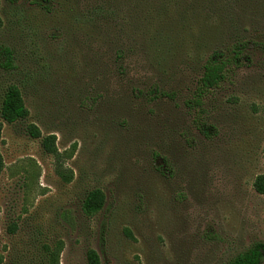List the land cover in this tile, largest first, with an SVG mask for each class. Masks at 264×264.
<instances>
[{
	"label": "rangeland",
	"instance_id": "374dc122",
	"mask_svg": "<svg viewBox=\"0 0 264 264\" xmlns=\"http://www.w3.org/2000/svg\"><path fill=\"white\" fill-rule=\"evenodd\" d=\"M0 1L18 66L0 70V98L17 84L29 110L1 132L0 264H49L59 242L57 264L89 248L102 264H226L264 242V57L205 100L214 137L184 104L215 47L264 36V0ZM153 84L173 98L148 100ZM26 123L55 135L58 160ZM94 188L105 205L87 217Z\"/></svg>",
	"mask_w": 264,
	"mask_h": 264
},
{
	"label": "trees",
	"instance_id": "16d2710c",
	"mask_svg": "<svg viewBox=\"0 0 264 264\" xmlns=\"http://www.w3.org/2000/svg\"><path fill=\"white\" fill-rule=\"evenodd\" d=\"M11 5L20 0H5ZM28 4L38 6L46 12H51L53 0H27ZM1 9V1H0ZM230 16V15H229ZM2 19L0 16V26ZM264 57V36L255 31L246 35H236L226 46L215 47L205 58L201 65V72L194 80V87L188 99L184 101L185 106L193 112V124L195 128L205 137L212 138L217 134L215 126L208 124L203 118L205 100L219 89L224 83L232 82L234 73L240 68L249 67L254 64L255 56ZM14 51L6 44L0 43V70L9 72L17 69ZM139 91V90H138ZM140 92V91H139ZM141 93V92H140ZM150 101L160 97L172 99L174 94L159 89L153 84L146 93ZM29 117V110L25 104L23 93L17 84H9L5 87L0 98V143L3 122H24ZM26 133L34 139H40L44 152L53 155L58 160L60 153L55 145L54 134L43 136L40 129L33 123H26ZM264 155V145L262 147ZM155 157H158L156 154ZM162 169L168 171L167 159L161 157ZM4 169V160L0 150V175ZM68 180V179H67ZM252 187L258 194L264 195V174H258ZM105 205V195L99 188L87 192L82 201V212L87 217H92L100 212ZM14 228V227H13ZM14 230V229H13ZM129 232L127 231V235ZM130 236V235H129ZM105 243V223H102L99 232V244ZM62 242L49 249V264H57ZM87 264H102L98 251L89 248L85 254ZM264 261V242H255L246 250L238 253L226 264H261Z\"/></svg>",
	"mask_w": 264,
	"mask_h": 264
}]
</instances>
